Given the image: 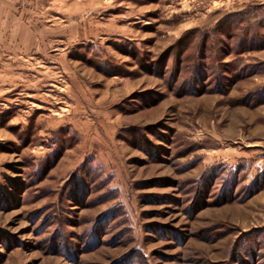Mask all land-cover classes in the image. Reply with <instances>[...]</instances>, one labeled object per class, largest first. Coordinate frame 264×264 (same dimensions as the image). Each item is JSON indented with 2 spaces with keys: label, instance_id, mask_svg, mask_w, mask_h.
Instances as JSON below:
<instances>
[{
  "label": "rangeland",
  "instance_id": "1",
  "mask_svg": "<svg viewBox=\"0 0 264 264\" xmlns=\"http://www.w3.org/2000/svg\"><path fill=\"white\" fill-rule=\"evenodd\" d=\"M0 264H264V0H0Z\"/></svg>",
  "mask_w": 264,
  "mask_h": 264
}]
</instances>
